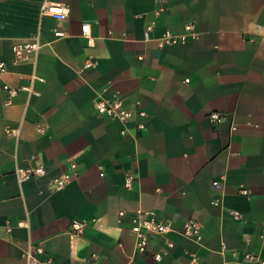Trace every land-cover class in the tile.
<instances>
[{"label": "crops", "instance_id": "0c3cea01", "mask_svg": "<svg viewBox=\"0 0 264 264\" xmlns=\"http://www.w3.org/2000/svg\"><path fill=\"white\" fill-rule=\"evenodd\" d=\"M43 1L0 0V264H26L28 244L54 264L264 258V0H50L68 5L63 20L40 15ZM188 23L195 38L158 46ZM33 37L36 60L13 64L11 44ZM32 74L35 93L20 89ZM3 84L18 89L7 106ZM113 93L132 108L125 123L93 108ZM17 126L18 136L6 133ZM31 164L44 173L18 182L15 167ZM60 176L68 179L55 188ZM137 208L172 226L144 252L130 230ZM187 218L200 222V242L179 233Z\"/></svg>", "mask_w": 264, "mask_h": 264}, {"label": "built area", "instance_id": "2783aa9c", "mask_svg": "<svg viewBox=\"0 0 264 264\" xmlns=\"http://www.w3.org/2000/svg\"><path fill=\"white\" fill-rule=\"evenodd\" d=\"M68 5L64 2L60 1H50L44 0L40 7V15H50L57 20H63L68 15ZM153 27V23L146 25L144 30V40H150V31ZM198 32L194 27L193 23L185 24L183 27V32L180 34H173L169 30H165L161 36L158 37V46L162 47L164 45L175 44L177 42H181L184 40L185 36H191L195 38ZM66 33L62 30L54 29L53 36L54 37H62L65 36ZM81 35L86 38L87 43L91 45L92 38L90 36V27L89 23L85 22L81 25ZM41 43L38 37H33L28 40H20L13 42L11 44L12 51V60L13 64L18 63L24 58H30L34 62L36 60V56L40 50ZM141 58V57H140ZM94 64L92 58H88L84 64V67H89ZM7 69V64L5 61L0 60V73L5 72ZM38 78L36 75L32 74L30 78V83L27 85L21 86L20 89L26 90L29 93H35L33 91L32 82ZM2 89L6 91V97L3 99V105L7 106L12 103L13 97L17 94L18 89L13 88L7 84L2 85ZM93 108L95 112L100 116H107L109 118L120 121L121 123H125L132 116V108L128 104L125 103L123 98L118 93H113L110 97L96 96L92 102ZM138 115L143 116L145 112L140 110L137 112ZM210 120L213 122H219L222 117L220 114L213 112L209 115ZM41 130V129H39ZM6 133L18 136L20 131V126L10 128H6ZM125 131V127H123L122 132ZM72 167L75 166L74 163L71 164ZM44 173V168L41 165H27L20 166L17 165L14 169V174L18 180V182H23L30 178L40 176ZM68 176H60L54 180L55 188H61L65 182L67 181ZM131 183V178L128 176L125 181V185L129 186ZM213 186L215 188H220L221 184L218 180L213 181ZM214 203H218L217 199L213 200ZM125 211H118V216L124 215ZM232 215L235 218L240 217L239 212L232 211ZM131 220V232L134 234L135 247L138 252H144L147 247L148 240L151 236H163L170 230H172V226L169 222L162 220L156 216V213L151 209H141L137 208L134 210L130 217ZM83 227V222L78 220H72V232L79 233ZM179 233L189 238L194 242H200L202 239L201 233V225L200 222L193 219L187 218L182 220L181 227ZM169 244V242H167ZM225 246L222 244V248ZM22 257L25 260L26 264H54V258L46 253L45 249L40 245H32L28 244L27 248L22 253ZM160 254H154L155 260H160ZM192 262L196 261V256L192 255ZM238 264H264V258H262L259 254L253 252H244L242 254L241 260Z\"/></svg>", "mask_w": 264, "mask_h": 264}]
</instances>
